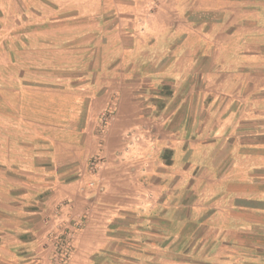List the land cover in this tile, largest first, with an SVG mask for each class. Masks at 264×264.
I'll list each match as a JSON object with an SVG mask.
<instances>
[{
  "label": "crops",
  "instance_id": "crops-1",
  "mask_svg": "<svg viewBox=\"0 0 264 264\" xmlns=\"http://www.w3.org/2000/svg\"><path fill=\"white\" fill-rule=\"evenodd\" d=\"M2 4L0 264H55L65 239L66 264H264V0ZM14 29L72 69L119 52L84 132L46 140L13 117Z\"/></svg>",
  "mask_w": 264,
  "mask_h": 264
},
{
  "label": "rangeland",
  "instance_id": "rangeland-1",
  "mask_svg": "<svg viewBox=\"0 0 264 264\" xmlns=\"http://www.w3.org/2000/svg\"><path fill=\"white\" fill-rule=\"evenodd\" d=\"M2 1L4 0H0V22L5 24L6 15L1 12L4 10ZM12 9L14 10V7ZM244 16V10H241L230 15V18L232 21L237 18L239 22L240 18ZM7 20H12L14 25H19L21 20L20 6L14 11L13 18L10 14L7 15ZM4 31H0V33L2 32L1 37H4ZM240 31L243 32V28ZM51 32L50 30L46 32V37L48 35L51 36ZM12 33L15 36V42L10 49L13 74L9 83L14 89L12 96L14 106L16 103L19 105L14 107L13 117H22L35 121L43 120L45 126L40 125L38 129L44 131L46 140H65L75 133L84 132L88 126L85 125L83 120L85 117L83 108L87 107V103L91 101L92 97L97 96L100 92V87L96 86L95 83L98 84L101 81L106 83L112 80L109 77L111 74L117 73L119 52L113 46L108 48L98 46L96 51L100 55L102 51L103 54L108 55L105 61H101V56H99L98 61L85 62L78 60L74 69H72V67H69L68 62L58 61L63 58H58L52 45L46 43L43 47H29L27 45L29 43L28 38L26 36H24L26 37L24 39L21 37V34L25 32H22L21 29H14ZM118 34L119 31H113L111 35L118 36ZM84 49L82 47V51L77 54L78 56L81 55L82 59L84 58ZM100 68L106 69V76L103 74L104 77L100 76L101 78H97L96 74ZM86 74H88L87 77ZM142 82L144 85H148L146 79L142 80ZM147 87L142 85V96L146 97V99L149 97L145 94L147 91L145 88L147 89ZM117 98L116 94L112 95L113 105L116 103ZM21 103L24 106H20ZM157 103L160 105L161 102L158 101ZM70 118H76L77 123L69 125ZM107 118L105 115L102 116L95 127V133L102 134L105 132ZM29 128L31 129L32 126ZM224 256L227 258V254Z\"/></svg>",
  "mask_w": 264,
  "mask_h": 264
},
{
  "label": "built area",
  "instance_id": "built-area-1",
  "mask_svg": "<svg viewBox=\"0 0 264 264\" xmlns=\"http://www.w3.org/2000/svg\"><path fill=\"white\" fill-rule=\"evenodd\" d=\"M99 165V160L94 159L90 163V172L96 174ZM92 185V184H91ZM71 253V244L69 239L64 240L57 249L55 264H66Z\"/></svg>",
  "mask_w": 264,
  "mask_h": 264
}]
</instances>
